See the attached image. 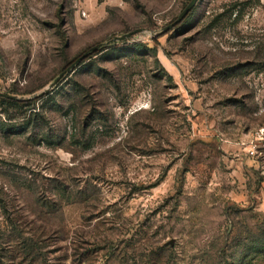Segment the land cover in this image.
<instances>
[{
  "label": "rangeland",
  "instance_id": "obj_1",
  "mask_svg": "<svg viewBox=\"0 0 264 264\" xmlns=\"http://www.w3.org/2000/svg\"><path fill=\"white\" fill-rule=\"evenodd\" d=\"M191 1L0 0V264H264V6Z\"/></svg>",
  "mask_w": 264,
  "mask_h": 264
},
{
  "label": "water",
  "instance_id": "obj_2",
  "mask_svg": "<svg viewBox=\"0 0 264 264\" xmlns=\"http://www.w3.org/2000/svg\"><path fill=\"white\" fill-rule=\"evenodd\" d=\"M197 0H192L190 2V4L186 7V9L181 13V15L178 17V19L175 21V23H173L172 25H170L169 27H167L164 32H168L170 29H172L175 25L179 24L180 22H182V20L192 11V9L194 8L195 4H196ZM142 32V30H137L131 33H128L126 35H123L121 37H117L115 38L113 41V43H116L117 41H123L127 38H131L132 36H134L135 34H138ZM96 50H98V47H94L92 48L88 53L82 55L81 57H79L74 63H72L54 82V85H56L63 77H65L67 74H69L70 72H72L74 70V68H76V66H78L80 63H82L85 59H87L91 54H93ZM49 89L46 90L44 93H42L40 96L44 95V94H48ZM10 98H13L10 96Z\"/></svg>",
  "mask_w": 264,
  "mask_h": 264
},
{
  "label": "built area",
  "instance_id": "obj_3",
  "mask_svg": "<svg viewBox=\"0 0 264 264\" xmlns=\"http://www.w3.org/2000/svg\"><path fill=\"white\" fill-rule=\"evenodd\" d=\"M247 156L256 164L264 166V127L253 131L247 141Z\"/></svg>",
  "mask_w": 264,
  "mask_h": 264
},
{
  "label": "trees",
  "instance_id": "obj_4",
  "mask_svg": "<svg viewBox=\"0 0 264 264\" xmlns=\"http://www.w3.org/2000/svg\"><path fill=\"white\" fill-rule=\"evenodd\" d=\"M81 57V56H80ZM79 58V57H78ZM0 98H4L1 94H0ZM7 99V101H9L10 103H12V104H19V103H24V104H26V103H29V101L30 100H28V101H17V100H14V99H12V98H6Z\"/></svg>",
  "mask_w": 264,
  "mask_h": 264
},
{
  "label": "crops",
  "instance_id": "obj_5",
  "mask_svg": "<svg viewBox=\"0 0 264 264\" xmlns=\"http://www.w3.org/2000/svg\"><path fill=\"white\" fill-rule=\"evenodd\" d=\"M261 4L264 6V0H260Z\"/></svg>",
  "mask_w": 264,
  "mask_h": 264
}]
</instances>
